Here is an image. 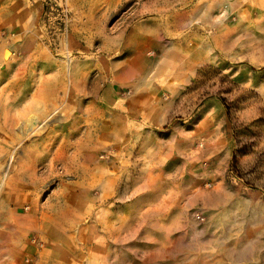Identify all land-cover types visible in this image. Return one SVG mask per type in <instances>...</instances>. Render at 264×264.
I'll use <instances>...</instances> for the list:
<instances>
[{
    "label": "rangeland",
    "instance_id": "374dc122",
    "mask_svg": "<svg viewBox=\"0 0 264 264\" xmlns=\"http://www.w3.org/2000/svg\"><path fill=\"white\" fill-rule=\"evenodd\" d=\"M15 227L10 264H264V0H0Z\"/></svg>",
    "mask_w": 264,
    "mask_h": 264
},
{
    "label": "crops",
    "instance_id": "0c3cea01",
    "mask_svg": "<svg viewBox=\"0 0 264 264\" xmlns=\"http://www.w3.org/2000/svg\"><path fill=\"white\" fill-rule=\"evenodd\" d=\"M113 207H112V217H111V221L112 222H107L106 225H110L111 227H106L105 231L111 235L114 234H119V232L121 231L118 227L115 226V217H114V211H113ZM129 223V222H128ZM127 223V224H128ZM102 224H104L103 219H102ZM17 228H11L9 233L5 234L4 236L6 238H0V264H10L12 258L10 257L9 251L6 252L7 249L12 250V254L14 253L15 249L17 247H19V243H18V238H17ZM104 230L103 226H102V231ZM13 231H16L13 233ZM183 239H185V234L182 235ZM16 237V238H15ZM187 238L190 236H186ZM194 237V238H193ZM200 233L199 232H195L192 234L191 240L195 241L194 243L200 241ZM185 248V246H184ZM195 248V247H194ZM11 252V251H10Z\"/></svg>",
    "mask_w": 264,
    "mask_h": 264
},
{
    "label": "built area",
    "instance_id": "2783aa9c",
    "mask_svg": "<svg viewBox=\"0 0 264 264\" xmlns=\"http://www.w3.org/2000/svg\"><path fill=\"white\" fill-rule=\"evenodd\" d=\"M196 217H197L198 219H200V216H199V215H197Z\"/></svg>",
    "mask_w": 264,
    "mask_h": 264
}]
</instances>
